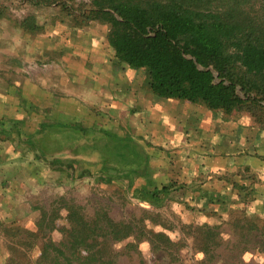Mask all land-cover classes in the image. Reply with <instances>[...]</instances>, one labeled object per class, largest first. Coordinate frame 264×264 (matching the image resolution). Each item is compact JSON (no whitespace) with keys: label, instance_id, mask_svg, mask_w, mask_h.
<instances>
[{"label":"trees","instance_id":"16d2710c","mask_svg":"<svg viewBox=\"0 0 264 264\" xmlns=\"http://www.w3.org/2000/svg\"><path fill=\"white\" fill-rule=\"evenodd\" d=\"M7 1L26 12L18 17L0 0V153L5 143L19 141L36 156L38 134L49 129L48 122L35 127V115L49 119L54 106L20 75L24 56L58 62L96 45L109 52L111 63L144 70L146 88L157 98L202 106L226 122L245 119L251 131L264 133V0ZM17 31L19 43L11 48L7 37ZM6 94L15 116L2 107ZM223 176L230 194L177 198L187 184L174 178L159 186L99 175L107 201L56 193L47 202L39 194L22 201L18 187L25 183L3 179L0 264H264V211L253 205L259 175L248 168V182ZM130 197L141 206L123 215L114 201L124 209ZM173 198L203 214L181 220L177 234L156 209ZM25 202L29 213L21 215Z\"/></svg>","mask_w":264,"mask_h":264},{"label":"rangeland","instance_id":"374dc122","mask_svg":"<svg viewBox=\"0 0 264 264\" xmlns=\"http://www.w3.org/2000/svg\"><path fill=\"white\" fill-rule=\"evenodd\" d=\"M6 2L16 16L21 17L26 12L25 8ZM19 34L17 31L13 39L10 35L7 37L9 47L19 43L15 41V38L20 39ZM78 50L70 54L73 59L58 62H38L28 54L21 61L20 75H26L35 82L36 95L54 106L49 119L35 115L38 122L35 127L42 129L48 126L45 122L49 123V129L38 134L36 156L26 153L27 148L19 141L5 143L6 151L0 153V162L7 159L3 166L0 165V183L7 178L24 182L25 188L14 183L19 186L18 197L22 201L32 194H39L47 202L56 193L107 201L109 192L96 180L99 175H119L121 182L125 183L129 177L135 178L137 183L153 180L146 160L151 159L150 153L157 142L151 144L146 137L148 133L139 130L134 121L129 122L132 110L131 101L127 98L137 93V98L132 100L138 105L156 98L146 88L145 71L128 66L123 69L122 65L111 63L109 52L102 45L87 46L83 52ZM137 72L141 76H136ZM0 87L2 89V85ZM6 99L4 97L2 107L15 116L13 98ZM172 101L178 102L176 99ZM41 112L46 114L48 111ZM192 119L195 120L194 115ZM184 128L189 129L187 125ZM170 149L168 147L169 152ZM181 197L178 193L177 198ZM174 199L156 209L174 222V234H177L181 220H199L203 214L188 210L185 204L179 203L180 199L177 200L179 202ZM29 203L22 205L21 215L29 213ZM114 206L127 215L141 205L136 198L130 197L124 209L118 199L114 201ZM191 242L188 239L189 256H193ZM161 260L167 261L168 256L162 254Z\"/></svg>","mask_w":264,"mask_h":264},{"label":"crops","instance_id":"0c3cea01","mask_svg":"<svg viewBox=\"0 0 264 264\" xmlns=\"http://www.w3.org/2000/svg\"><path fill=\"white\" fill-rule=\"evenodd\" d=\"M130 96L129 122L134 121L139 130L148 133L151 144L157 142L150 153L152 161L146 160L155 185L174 178L187 184L175 193L230 194L228 182L220 178L230 174L233 181L248 182L243 175L250 168L260 178L253 205L264 211V133L251 131L245 119L226 122L219 113L202 106L157 97L138 105L132 100L138 94Z\"/></svg>","mask_w":264,"mask_h":264},{"label":"water","instance_id":"95a60500","mask_svg":"<svg viewBox=\"0 0 264 264\" xmlns=\"http://www.w3.org/2000/svg\"><path fill=\"white\" fill-rule=\"evenodd\" d=\"M198 67H199L200 69H207V68H205V67H203V66H201V65H199V64H198ZM210 68H212V67H210ZM212 69H213V68H212ZM215 75L218 76V72H215Z\"/></svg>","mask_w":264,"mask_h":264},{"label":"built area","instance_id":"2783aa9c","mask_svg":"<svg viewBox=\"0 0 264 264\" xmlns=\"http://www.w3.org/2000/svg\"><path fill=\"white\" fill-rule=\"evenodd\" d=\"M31 66V65H30ZM34 66H37L36 64H34Z\"/></svg>","mask_w":264,"mask_h":264}]
</instances>
